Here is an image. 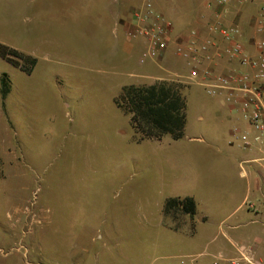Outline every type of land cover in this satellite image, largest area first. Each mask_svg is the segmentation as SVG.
<instances>
[{
    "label": "rangeland",
    "instance_id": "374dc122",
    "mask_svg": "<svg viewBox=\"0 0 264 264\" xmlns=\"http://www.w3.org/2000/svg\"><path fill=\"white\" fill-rule=\"evenodd\" d=\"M153 2L185 30L211 0ZM104 11L98 17L92 0H0V47L36 62L28 74L0 56V264H147L153 255L182 256L198 249L199 236L159 226L168 222L166 200L192 197L197 213L213 222L242 200L247 181L220 171L228 168L223 156L205 154L209 147L241 151L228 145L201 88L188 96V81L160 69L162 82L183 88L188 128L180 140L152 141L132 127L128 106L119 107L123 90L160 82L137 77L156 75L155 65L139 64L141 42L115 34ZM201 124L214 139L192 140Z\"/></svg>",
    "mask_w": 264,
    "mask_h": 264
},
{
    "label": "crops",
    "instance_id": "0c3cea01",
    "mask_svg": "<svg viewBox=\"0 0 264 264\" xmlns=\"http://www.w3.org/2000/svg\"><path fill=\"white\" fill-rule=\"evenodd\" d=\"M140 1L141 0H92L94 7L96 5L98 6V17L101 16L100 7H103L105 10L104 12L108 15L107 17L114 23L113 32L115 34H122L127 42H132L134 40H129L127 38L126 22L123 18L129 12V9L132 8L131 6H136ZM213 19V10L206 7L198 14L195 26H190L183 30L180 28L181 24L178 25V23L175 22V32L176 34L189 37L190 33L196 30L200 34L199 40L203 41L209 35L206 26L213 22ZM255 19L256 8L254 4H244L241 3L240 0H233L230 5V14L227 21L230 23H237L242 28V41L249 55H254L253 43L258 39L254 32ZM140 42L142 52L145 48V44L143 41ZM122 51L117 54V56H122L124 50ZM25 55L30 56L28 53ZM112 59L115 61V64L123 61V59L118 60L115 56H112ZM151 63L155 65L154 71L156 75L150 77L140 75L137 76L139 79L162 82L166 81L167 79L165 76H168L179 83H186L188 81L191 85L187 92L188 96L192 95V87H198L203 90L206 99L213 101L211 102L212 106H210L204 98V103L213 110L212 113L215 121L219 126L223 127L230 136L228 145H235L241 153L238 154L237 152H233L232 148L215 150L209 147V149L205 151V154L223 156L224 160L227 162L228 168L220 171L226 176L237 179L238 182L246 180L247 185L244 186L241 184L244 188L242 200L239 201L238 204H235L233 208L228 211L229 213L221 218L219 222H213L209 213L202 214V212H196V216L193 219L189 216H182V222L180 221L181 228L177 227L178 221L174 223L167 220L169 224L175 225L174 227L168 225L166 221L163 222L161 219L158 222L159 226L177 234H181L185 238L190 237L189 240H192L198 235L199 242L194 244L195 246L197 245L198 249L195 252L182 256L161 257L153 255L151 258L145 259V261L147 264H180L184 257L197 256L200 258L202 264H264V175L262 169L256 163H249V161L254 158L253 153L244 151L236 139L235 130L253 134V131L241 116L239 105L228 101L225 92L219 91L215 96L210 95L201 80H192L185 71L188 67L186 61L178 57L174 52V42L170 44L169 49L160 59L149 62L148 64ZM160 69L168 75L161 76L162 73H158L161 71ZM215 70L217 73H225L231 70L249 71V68L242 66L236 59L223 56L217 61ZM170 78L168 81L171 80ZM201 112L197 111L199 114L197 118L198 122H204L206 120L205 115ZM187 128L188 121L186 125V129ZM198 131H200L199 137L193 138V141L206 142L208 138H215L210 135L209 131L207 132V127L204 130L203 124L198 127ZM218 143L219 140H216L217 145ZM224 144L226 145L225 139ZM221 152L223 153L222 155L220 154ZM175 198L187 197H174L170 199ZM165 202L163 203L162 209L164 208ZM164 225H168V227L166 228ZM175 260H178V262Z\"/></svg>",
    "mask_w": 264,
    "mask_h": 264
},
{
    "label": "built area",
    "instance_id": "2783aa9c",
    "mask_svg": "<svg viewBox=\"0 0 264 264\" xmlns=\"http://www.w3.org/2000/svg\"><path fill=\"white\" fill-rule=\"evenodd\" d=\"M240 1L256 6L254 32L258 39L253 43L254 55L246 52L240 25L227 21L233 0L208 3L214 19L206 26L209 35L203 41L196 30L189 37L176 34L174 24L156 9L153 0H146L133 10L126 23V36L145 44L140 65L160 59L174 42V52L186 61L192 80H201L210 95L225 92L228 101L239 105L241 116L253 134L235 130L236 139L244 151L253 153L249 163H256L264 175V0ZM223 56L238 60L249 71L217 73L215 66ZM180 264L202 263L199 257L188 256Z\"/></svg>",
    "mask_w": 264,
    "mask_h": 264
},
{
    "label": "trees",
    "instance_id": "16d2710c",
    "mask_svg": "<svg viewBox=\"0 0 264 264\" xmlns=\"http://www.w3.org/2000/svg\"><path fill=\"white\" fill-rule=\"evenodd\" d=\"M0 56L12 66L31 73L36 65L33 58L7 47H0ZM124 111L132 114V127L142 139L160 141L170 136L180 140L187 125V100L179 84L160 82L148 87L130 86L123 90ZM196 203L192 198H175L165 202L163 215L170 222L178 216H196ZM177 218V219H176Z\"/></svg>",
    "mask_w": 264,
    "mask_h": 264
}]
</instances>
